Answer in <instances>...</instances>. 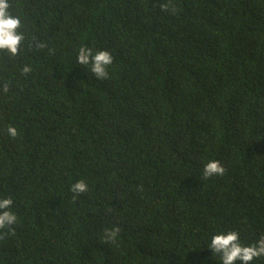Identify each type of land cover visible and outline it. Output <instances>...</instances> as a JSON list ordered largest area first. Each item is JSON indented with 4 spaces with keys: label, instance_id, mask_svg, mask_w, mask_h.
Instances as JSON below:
<instances>
[{
    "label": "trees",
    "instance_id": "1",
    "mask_svg": "<svg viewBox=\"0 0 264 264\" xmlns=\"http://www.w3.org/2000/svg\"><path fill=\"white\" fill-rule=\"evenodd\" d=\"M12 4L27 39L0 58V197L19 223L0 264H222L215 234L264 237V0ZM81 45L111 52L108 79ZM211 159L226 171L206 179Z\"/></svg>",
    "mask_w": 264,
    "mask_h": 264
},
{
    "label": "clouds",
    "instance_id": "2",
    "mask_svg": "<svg viewBox=\"0 0 264 264\" xmlns=\"http://www.w3.org/2000/svg\"><path fill=\"white\" fill-rule=\"evenodd\" d=\"M23 27L22 18L13 11L12 0H0V58L5 61H15L21 54L22 47L27 39ZM30 47L44 49L46 43L39 41L35 37L29 42ZM113 55L108 50H98L87 45H81L77 50L75 63L84 66L91 75L98 80L109 78L108 68L113 63ZM32 71L30 65L22 67V74ZM0 88L7 94L10 91V84L7 81L0 83ZM7 136L15 139L19 135L16 126L6 127ZM226 169L219 160H209L203 168L204 178L222 176ZM88 184L81 179L71 184L70 191L73 199L80 194L88 192ZM14 200L11 196L0 197V241L6 242L16 234V227L19 223L17 213L13 210ZM120 233L117 226L112 229H105L101 243H114ZM213 253L220 254L219 260L222 264H251L255 259L264 257V237L258 241L244 245L240 241V234L236 230L220 232L211 238L208 246Z\"/></svg>",
    "mask_w": 264,
    "mask_h": 264
}]
</instances>
